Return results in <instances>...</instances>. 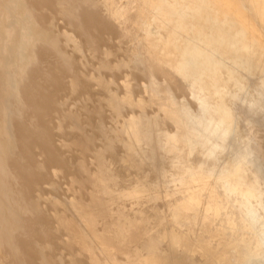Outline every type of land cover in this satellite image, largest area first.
<instances>
[{
  "label": "bare ground",
  "instance_id": "6f19581e",
  "mask_svg": "<svg viewBox=\"0 0 264 264\" xmlns=\"http://www.w3.org/2000/svg\"><path fill=\"white\" fill-rule=\"evenodd\" d=\"M55 14L76 29H55ZM103 32L130 43L121 59L96 54ZM80 40L90 76L76 67ZM176 45L187 58L174 64L160 51ZM238 49L259 53L256 68L264 62V0H0V264H55L44 250L56 241L71 264H264V142L255 139L254 150L237 138L232 111L205 96ZM162 63L196 109L174 95L179 85L155 75ZM123 70L131 77L118 81ZM91 80L103 93L94 112L100 146L90 165L79 160V177L69 176L71 194L43 210L35 185L54 187L52 174L63 171L49 126L69 119L85 137L81 148L94 138L77 111L52 124L43 118L46 89L85 91Z\"/></svg>",
  "mask_w": 264,
  "mask_h": 264
},
{
  "label": "rangeland",
  "instance_id": "374dc122",
  "mask_svg": "<svg viewBox=\"0 0 264 264\" xmlns=\"http://www.w3.org/2000/svg\"><path fill=\"white\" fill-rule=\"evenodd\" d=\"M51 21L53 22L55 29L61 31H72L76 29V24L70 18L60 16L59 14H55ZM103 34V38L96 42V54H100L106 49L113 54L109 56L111 62L113 60L121 59L124 50L129 47L130 43L122 38L117 32H103ZM80 43L84 56L82 58L80 57L81 59L77 56L74 58L77 61L76 67L77 70L84 73L85 76H90L94 71L91 66L92 61L88 60V47L83 40H80ZM166 53L172 55V62L174 64L184 62L183 60L187 58V56L181 53V46L179 45L162 50V53L160 51L161 55ZM261 58L262 57H260L258 52L248 54L244 49L228 52L223 59V64L217 71L220 81L217 84L209 86L208 92H205L206 99L210 106L213 107L217 102H220L221 108L226 107L232 111L234 115L233 128L235 129L236 137L242 138L243 141L248 143L249 147L254 150L256 149L257 139L260 142H264V108H257V106L263 104L261 102L262 96L264 98V62L259 65V69L255 67L256 65L258 66ZM218 59L219 55L215 54L212 62L218 61ZM101 72H103V70ZM128 74L129 72L126 70L121 71L118 75V81L130 78L131 76ZM155 75L158 78L166 79L170 83L179 85L178 88L175 87L172 89L174 95L178 99H185L191 109H196L198 101L192 97L189 89L185 87L182 78L168 65L163 63L160 64L159 67L155 69ZM104 76L109 78L107 73H105ZM134 79H138V83L140 84H145V81L141 76H135ZM206 81L209 82L210 80L206 79ZM45 93L51 106V110L46 112L43 116L45 120L52 124V122L56 120L64 110L67 111L71 109L79 113L85 134L90 135L91 133L94 136L92 143L90 141L87 143L86 148H81V146L85 144V137L83 134H80L79 131L72 128L69 119H61V128L59 130L55 127L49 126L48 137L53 144L52 153L57 160L62 163L63 171L61 174L59 171L52 174L51 178L55 184L54 187H48L45 184L37 183L32 193L34 195L40 194L39 205L41 209L52 210L51 205H53V202L50 200L54 201L71 194V191L68 190V178L69 176H80L77 169V163L79 160L84 159L89 164V161L93 158V149L100 146V139L103 131L97 126L94 112L95 109L100 108L99 105L102 106L100 98L103 97V93L100 88L94 84L93 80L87 83V89L85 91L81 88L75 91L48 88ZM140 94L145 96L143 92ZM218 94H220V96H218ZM82 104L86 105V111L81 108ZM102 110V114L105 115L104 123L108 126L110 123L107 113L108 111L104 109ZM232 138H228L230 139L228 141L230 142ZM41 149L40 146H35V150L39 151ZM244 152L245 150L242 149L241 153ZM118 153L121 154L120 151H118ZM229 156H231V154L229 155L228 150L221 154V158L226 160L230 159ZM191 158H194V155ZM130 172L132 173L134 170L131 168ZM263 178L264 176H260L261 181H264ZM253 203H255V201H253ZM57 204L55 207L61 212L62 205ZM254 205L256 206V204ZM257 210L261 215L264 214V211L261 208L257 207ZM56 233L62 237V229H59ZM55 244L57 247L56 250L45 249L44 253L52 256L55 264H71L68 261L66 253L68 247L64 246L63 243L59 241H56ZM197 257L198 256H196V258ZM78 259L84 262L83 257L78 256ZM37 264L43 263H39L38 261Z\"/></svg>",
  "mask_w": 264,
  "mask_h": 264
}]
</instances>
